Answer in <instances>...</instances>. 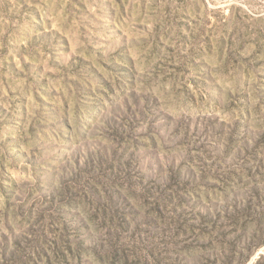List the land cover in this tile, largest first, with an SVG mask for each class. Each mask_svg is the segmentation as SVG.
Here are the masks:
<instances>
[{"label":"rangeland","instance_id":"obj_1","mask_svg":"<svg viewBox=\"0 0 264 264\" xmlns=\"http://www.w3.org/2000/svg\"><path fill=\"white\" fill-rule=\"evenodd\" d=\"M0 264H264V0H0Z\"/></svg>","mask_w":264,"mask_h":264}]
</instances>
